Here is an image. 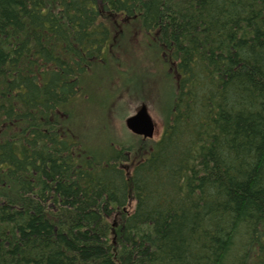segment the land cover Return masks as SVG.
Instances as JSON below:
<instances>
[{
    "label": "trees",
    "instance_id": "trees-1",
    "mask_svg": "<svg viewBox=\"0 0 264 264\" xmlns=\"http://www.w3.org/2000/svg\"><path fill=\"white\" fill-rule=\"evenodd\" d=\"M115 54L159 138L84 135ZM0 264H264V0H0Z\"/></svg>",
    "mask_w": 264,
    "mask_h": 264
},
{
    "label": "rangeland",
    "instance_id": "rangeland-1",
    "mask_svg": "<svg viewBox=\"0 0 264 264\" xmlns=\"http://www.w3.org/2000/svg\"><path fill=\"white\" fill-rule=\"evenodd\" d=\"M141 39L137 33H134L133 37L129 39L133 44V52L138 57L145 56V46L141 43ZM123 56L124 54H115L116 58L124 59L119 67V72L117 68L113 73L110 70H101L97 77L94 76L97 81L94 83L89 103L84 106L90 113V115L84 113L88 117L83 120L86 124L84 135L90 138L98 134L99 138L101 133L105 132L101 129H106L107 125L109 133L114 134L116 139H125L130 133L125 126V119L133 115L142 104H148L157 127L156 136L153 139H157L163 130V111L160 104L156 102V96L162 99L165 91L167 97L168 91L166 84L161 83L158 78L159 71L156 69H161V65L150 57L140 58L141 62L144 61L142 63L144 68L141 65L140 69L139 58L136 60L134 57L124 58ZM154 64L157 65V68ZM144 85H147L148 89L143 87ZM152 89L156 96L153 95Z\"/></svg>",
    "mask_w": 264,
    "mask_h": 264
},
{
    "label": "water",
    "instance_id": "water-1",
    "mask_svg": "<svg viewBox=\"0 0 264 264\" xmlns=\"http://www.w3.org/2000/svg\"><path fill=\"white\" fill-rule=\"evenodd\" d=\"M126 128L134 135L152 139L157 127L147 105L142 104L136 112L125 119Z\"/></svg>",
    "mask_w": 264,
    "mask_h": 264
}]
</instances>
